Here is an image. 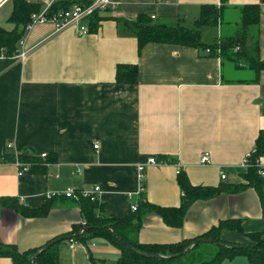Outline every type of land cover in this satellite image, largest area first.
<instances>
[{"label":"crops","instance_id":"0c3cea01","mask_svg":"<svg viewBox=\"0 0 264 264\" xmlns=\"http://www.w3.org/2000/svg\"><path fill=\"white\" fill-rule=\"evenodd\" d=\"M31 1L47 6L54 0ZM113 1L116 8L101 12L97 32L80 35L78 26L58 31L52 22L36 24L19 43L25 60L0 55V158L5 160L0 164V244L24 253L85 226L77 201L50 197L70 188L100 187V215L107 218H123L142 201L179 208L184 193L175 165L148 166L146 191L139 196L138 166L152 157L175 160L193 186L219 191L194 202L181 227L146 214L137 236L141 244L195 239L226 221L242 228H225L226 242L245 244L248 234H264V187L262 194L253 186L233 189L246 184L244 161L264 131V70L255 82L227 81V64L203 50L150 43L140 53L138 39L119 22L145 14L157 22L192 25L202 6L221 0ZM227 4L224 22L215 28L218 37L206 43L238 31L240 7L258 6L261 22L250 40L264 60V0ZM12 12L13 0H0V26L7 30L14 28L8 22ZM122 64L138 66L137 84L116 82ZM244 66L233 67L245 71ZM206 152L210 164L202 165ZM43 154L56 161L18 176L19 160L44 162ZM259 164L264 171V156ZM21 208L38 215H25ZM58 250L62 264H114L121 257L120 249L103 238L78 242L73 250L66 240ZM0 264L14 262L0 257ZM222 264L252 263L239 256Z\"/></svg>","mask_w":264,"mask_h":264},{"label":"trees","instance_id":"16d2710c","mask_svg":"<svg viewBox=\"0 0 264 264\" xmlns=\"http://www.w3.org/2000/svg\"><path fill=\"white\" fill-rule=\"evenodd\" d=\"M92 2L93 0H57L53 1L44 10L46 8L44 4L34 3L31 0H13V12L8 22L14 25V28L7 30L0 26V55H4L10 59L18 54L19 43L24 38L26 26L30 23L33 15L44 11L47 17L59 16L76 4L91 5ZM227 2L228 0H221L220 5L202 6L199 18L192 25H186L182 22L176 23L177 25L157 22L145 14L138 16L134 21L123 19L119 20V22L123 24L128 33L138 39L140 53L150 43L192 47L203 51L210 49L211 53H209V56L217 55L222 59L224 64H232L238 69L244 63V67L254 74V78L252 79H233L234 81L244 83L255 82L258 80L259 74L264 70V60L260 58L257 43L252 41L253 46L250 47L247 40L250 38L253 40L260 26L261 15L258 6L245 5L239 8V29L232 36H226L213 43L203 41L205 29L217 28L224 22L228 9ZM100 14V11H95L87 19L86 25L88 26L89 33L98 31L100 23L104 19ZM138 78L139 68L137 65H118L116 71V82L118 84L135 85L138 83ZM262 156H264V131L260 133L256 141L251 165L244 175L247 182L246 184L235 186L233 188L234 191L239 192L246 187L253 186L259 194H262L264 177L260 175L261 166L257 163ZM165 158L171 163L175 162L173 159ZM21 160L32 164L31 173L37 169H44L45 163L52 164L56 161L51 156H48L44 162L33 157H25ZM178 183L184 193L179 208H165L142 201L138 204L136 211H132L123 218L102 217L100 213L103 205L99 199L80 198L77 202L86 219L85 226L52 240L46 246L52 245L41 252L33 261L34 256L46 246L22 253L14 245L0 244V257L11 258L14 264H62L58 250V245L61 242L75 239L80 244H87V241L91 238H103L121 251L120 259L114 264H222L225 260H233L239 256L247 257L252 264H264V234H248V243L245 244L229 243L222 239V231L225 228H231L239 232L242 231L241 226L236 222H222L219 226L213 227L201 237L184 240L176 244H141L137 236L142 227L143 217L146 214L156 213L163 218L166 224L181 227L186 213L194 202L200 199L211 198L217 195L219 191V188L193 186L183 171L178 175ZM146 185L147 180L144 181L142 196L146 191ZM12 205L20 209L15 201H12ZM21 211L25 215H38L35 211L25 208H21ZM83 228L85 230L80 232ZM200 239L213 240L214 243L211 244L215 245L216 249H218L209 253L207 257L209 259L204 256L205 249L201 248L203 247L202 245L208 243L199 242L195 245V242ZM217 243L224 246H218ZM127 244L134 250L129 249ZM233 245L241 247H231ZM179 254L182 255L176 258L163 259Z\"/></svg>","mask_w":264,"mask_h":264},{"label":"built area","instance_id":"2783aa9c","mask_svg":"<svg viewBox=\"0 0 264 264\" xmlns=\"http://www.w3.org/2000/svg\"><path fill=\"white\" fill-rule=\"evenodd\" d=\"M57 1V0H54ZM50 5V4H49ZM49 5L46 6L44 10H46ZM117 6L116 2L113 0H93L91 5H80L76 4L74 5L71 9L68 11L60 14L59 16H53V17H47L45 15V12L43 11L40 14H35L32 16L30 23L26 26V32L30 31L34 25L36 24H43L47 22H52L56 25L57 30H63L66 29L70 26H78L79 27V33L80 35H86L89 33L88 26L86 25L87 19L95 12V11H100L104 12L107 11L108 9H115ZM155 17H153L154 19ZM23 44V42H21ZM206 52L209 54L211 53L210 49H207ZM27 56V52L19 53L13 59H18V60H25ZM13 143L8 144V148H12ZM98 147V146H96ZM254 151L251 152L250 154L247 155L244 165L246 167H250L251 165V158L253 155ZM48 155L43 154L41 158L45 161L47 159ZM5 160L3 158H0V164L4 163ZM257 163H259L257 161ZM201 164L202 165H208L210 164V154L209 153H203L201 157ZM45 165H47L45 163ZM167 165H175L177 167V174L179 175L182 172V167L178 162H169L166 158L161 159L157 157H152L150 158L146 163L140 164L138 166V172H139V181H140V187H139V196L143 193L144 191V181L147 179L146 176V168L148 166H167ZM17 167V174L19 177H22L26 174H30L32 171V164L29 162H24L19 160L16 163ZM260 175L264 177V171L260 170ZM222 178L225 179L226 175L223 174ZM101 192L100 187H96L94 191H79L75 189H67L64 192L61 193H55L51 195L50 197H60L63 196L68 199H72L75 201H78L80 198H90L91 200L98 199V195ZM137 210V204H134L132 206V211ZM70 248L73 250L76 248L78 245V242L75 239H70Z\"/></svg>","mask_w":264,"mask_h":264},{"label":"rangeland","instance_id":"374dc122","mask_svg":"<svg viewBox=\"0 0 264 264\" xmlns=\"http://www.w3.org/2000/svg\"><path fill=\"white\" fill-rule=\"evenodd\" d=\"M172 25H177V24L175 23V24H172ZM5 27L9 28L10 26L6 25ZM204 31L206 32L204 34V38H203V40L205 42H212L213 41V36H217V31L215 30V28H208V29H205ZM224 76L227 79H247V78L252 77L253 74L251 73V71H247V70H245V71L236 70L232 65L227 64L225 66V68H224ZM202 246L203 247H201V248L205 249L204 256L206 258L208 257L209 253H212L211 251L218 250V249H216L217 247L215 245L211 244V243L210 244L209 243L208 244H204ZM204 249H201V250H204ZM189 257H190V255H189ZM207 259H209V258H207Z\"/></svg>","mask_w":264,"mask_h":264},{"label":"water","instance_id":"95a60500","mask_svg":"<svg viewBox=\"0 0 264 264\" xmlns=\"http://www.w3.org/2000/svg\"><path fill=\"white\" fill-rule=\"evenodd\" d=\"M248 46H251V40L248 39ZM110 229H112V227H110ZM199 242H202V243H214L213 240H210V239H200L199 241H196L195 242V245H197ZM52 244L46 246L44 249H42L36 256H34V258L32 259V261L43 251H45L46 249H48ZM128 245V244H127ZM218 246H224L223 244H219L217 243ZM129 249L131 250H134L130 245H128ZM231 247H234V248H240L241 246H237V245H233ZM182 254H179V255H176V256H173V257H169V258H163V259H171V258H176V257H180Z\"/></svg>","mask_w":264,"mask_h":264}]
</instances>
